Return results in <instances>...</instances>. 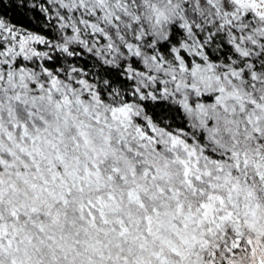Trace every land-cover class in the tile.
<instances>
[{
  "label": "snow or ice",
  "instance_id": "snow-or-ice-1",
  "mask_svg": "<svg viewBox=\"0 0 264 264\" xmlns=\"http://www.w3.org/2000/svg\"><path fill=\"white\" fill-rule=\"evenodd\" d=\"M0 264H264V0H0Z\"/></svg>",
  "mask_w": 264,
  "mask_h": 264
}]
</instances>
